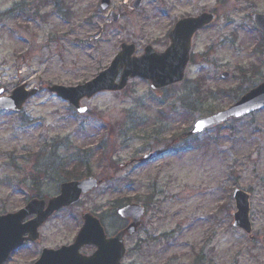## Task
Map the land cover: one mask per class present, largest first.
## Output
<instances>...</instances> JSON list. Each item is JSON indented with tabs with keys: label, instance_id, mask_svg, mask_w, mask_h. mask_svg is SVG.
Masks as SVG:
<instances>
[{
	"label": "rangeland",
	"instance_id": "1",
	"mask_svg": "<svg viewBox=\"0 0 264 264\" xmlns=\"http://www.w3.org/2000/svg\"><path fill=\"white\" fill-rule=\"evenodd\" d=\"M98 1L0 0V87L42 88L20 113H0V214L33 196L55 195L59 178L51 165L68 171L82 160L103 179L51 218L39 246L21 249L6 264H32L42 247L71 241L85 212L111 234L121 224L116 210L138 203L143 222L128 241L125 264H264V109L188 134L196 118L228 107L264 80V38L250 19L264 13V0H142L138 9L135 0H111L117 22ZM203 11L217 18L193 36L181 83L154 92L133 78L119 92L83 99L84 114L47 92L52 84L91 80L122 43L134 44L136 55L146 45L163 51L173 24ZM196 87L214 95L194 103L198 110L183 103L195 99ZM152 152L158 156L138 162ZM235 188L249 196V235L232 226Z\"/></svg>",
	"mask_w": 264,
	"mask_h": 264
},
{
	"label": "water",
	"instance_id": "2",
	"mask_svg": "<svg viewBox=\"0 0 264 264\" xmlns=\"http://www.w3.org/2000/svg\"><path fill=\"white\" fill-rule=\"evenodd\" d=\"M140 2L141 0L134 1V9L139 7ZM109 5L110 0H100L101 10H106ZM110 16L113 21H117L118 15L111 12ZM214 18L211 13H202L196 17L180 19L170 30L168 34L170 44L163 52L156 51L148 45L140 56H135V46L123 43L110 65L91 80L76 86L52 85L48 87V91L67 101L77 113L82 114L87 109L80 105L82 99H89L103 91H121L129 78L138 77L147 80L153 90L177 84L183 80L189 62L193 34L208 26ZM251 19L264 34V14L253 13ZM118 75L119 80L116 81ZM221 76L228 78L230 75L224 72ZM37 91V88L27 91L25 85H21L15 88L10 96H0V111H20L25 101ZM1 93L2 89L0 95ZM263 108L264 81L250 89L230 107L209 116L198 117L193 122L189 134H198L215 128L231 118L239 120ZM153 156V153L149 154L142 160ZM98 183L93 178L66 182L61 184L59 195L50 199L45 209L43 200L32 199L22 209L0 215V264L25 240H35L38 237L37 228L55 211L75 204L81 195L95 189ZM232 196L236 205L233 226L249 234L251 227L248 219V195L239 189H234ZM143 212V207L140 205H128L120 209L118 214L124 219H129L130 223L111 238H106L98 219L86 212L82 215V225L73 244L56 250L43 249L39 260L34 264H119L123 256V235L125 233L131 235L137 231L142 222ZM34 214L35 218L23 222L27 216ZM89 244L96 245L97 251L90 256L80 254L79 249Z\"/></svg>",
	"mask_w": 264,
	"mask_h": 264
},
{
	"label": "flooded vegetation",
	"instance_id": "3",
	"mask_svg": "<svg viewBox=\"0 0 264 264\" xmlns=\"http://www.w3.org/2000/svg\"><path fill=\"white\" fill-rule=\"evenodd\" d=\"M5 93H7L6 91H5ZM60 167V166H59ZM63 172H64V170H63ZM55 175H57V177L59 178L60 177V172L59 171H56L55 172ZM35 179V178H34ZM57 180V179H56ZM35 181H36V179H35ZM63 181L61 180V179H58V185H57V193L59 192V186H60V184L62 183ZM38 190H40L38 187H36ZM57 193L55 194V195H57ZM63 210H65L64 208L63 209H60L55 215H57L59 212H61V211H63ZM51 218H52V216L46 221V222H44L41 226H40V228H39V233H41V231L44 229V227L46 226V224L51 220ZM119 220L121 221V224H120V226L114 231V232H112L111 234H108L106 231H105V233H106V235H107V237H110V236H113V235H115L117 232H119L120 230H122L126 225H127V220H123V219H120L119 218ZM39 237H41V235L39 236ZM130 237L131 236H125L124 237V241H123V247H124V254H123V256H122V258L120 259L121 260V264H125L124 263V261L127 259V257H129L130 256V252H132V249H131V247H129L128 246V241H129V239H130ZM39 241H40V238L38 239V240H36V241H34V242H32V241H27V242H25L20 248H18V249H16L11 255H10V257L8 258V260L6 261V262H8L9 260H10V258L12 257V255H14V253H16L17 251H21V249H24L25 247H27V246H33V245H36V246H39ZM72 242V240L71 241H68V240H65L64 242H62L59 246H62V245H69L70 243ZM59 246H57V247H54V248H58ZM43 248H46V247H42L38 252H37V254H38V256L40 255V252H41V250L43 249ZM50 248V247H49ZM90 250V251H88L87 252V250ZM98 249V247L97 246H92V245H87V246H84L83 248H81V253H83V254H90V253H92L93 251H95V250H97ZM6 262L4 263V264H6Z\"/></svg>",
	"mask_w": 264,
	"mask_h": 264
},
{
	"label": "trees",
	"instance_id": "4",
	"mask_svg": "<svg viewBox=\"0 0 264 264\" xmlns=\"http://www.w3.org/2000/svg\"><path fill=\"white\" fill-rule=\"evenodd\" d=\"M199 87H200V85H199ZM199 87H196L195 91L192 92V94L195 95V99H194V97H192L193 99L190 101V103L189 102L186 103L185 100H183V103L185 105H187L188 107H195L197 109V105H195V104H198V105L202 104L201 100L199 99L200 95L202 94L201 92H199V89L202 90V88H199ZM205 94H206L205 98H208L207 92H205ZM236 98H238V94L234 96V99H236ZM81 170H83V174L81 173ZM88 174H89V172L86 171V169L83 167L82 161L80 160V161H77L71 167V169L69 171H67L65 174H63L62 180L79 179V178L86 176Z\"/></svg>",
	"mask_w": 264,
	"mask_h": 264
}]
</instances>
